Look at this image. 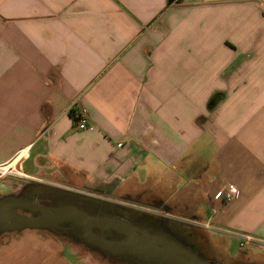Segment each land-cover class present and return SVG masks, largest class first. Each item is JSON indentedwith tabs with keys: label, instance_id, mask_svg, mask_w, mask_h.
I'll return each instance as SVG.
<instances>
[{
	"label": "crops",
	"instance_id": "0c3cea01",
	"mask_svg": "<svg viewBox=\"0 0 264 264\" xmlns=\"http://www.w3.org/2000/svg\"><path fill=\"white\" fill-rule=\"evenodd\" d=\"M23 153L0 204L99 195L204 260L264 251V0H0V165ZM66 246L20 231L0 264H77Z\"/></svg>",
	"mask_w": 264,
	"mask_h": 264
},
{
	"label": "flooded vegetation",
	"instance_id": "af4514ba",
	"mask_svg": "<svg viewBox=\"0 0 264 264\" xmlns=\"http://www.w3.org/2000/svg\"><path fill=\"white\" fill-rule=\"evenodd\" d=\"M11 204L18 205L20 201L15 200L10 204L3 202L0 204V207ZM29 204L47 207L53 210L56 215L68 218L66 221L64 220L50 229L37 230L39 232H52L59 238L68 239L72 243L93 246L99 249L106 257L113 260L137 261L139 264L153 263L150 261L147 252L125 256L122 255L119 250L111 251L100 245L101 241L112 245L125 241L137 243L138 240L141 239L143 241L140 242V245L144 246L147 243L144 242V240H147V237L149 238L150 235L162 234L161 231H155L156 226L152 228V225H154L152 221L144 219V215L137 214L138 212L134 211L132 208H127L128 210L124 209L99 195L62 190L38 191L35 193L33 202ZM13 210L17 215L24 217H36L40 215L39 212L36 213L23 208H13ZM67 212L69 213L67 214ZM126 212H128V215L134 217L133 219L130 217L131 220H129V223L133 226L132 229L125 230L118 227L119 225L117 226L119 230L112 228V221L123 219ZM76 215H83L88 218V220L82 222L81 220L78 221L72 218ZM7 224H10V222ZM161 229L162 228H160V230ZM17 232L20 231H15V233ZM6 233L12 232H4L0 234V236Z\"/></svg>",
	"mask_w": 264,
	"mask_h": 264
},
{
	"label": "water",
	"instance_id": "95a60500",
	"mask_svg": "<svg viewBox=\"0 0 264 264\" xmlns=\"http://www.w3.org/2000/svg\"><path fill=\"white\" fill-rule=\"evenodd\" d=\"M13 208H23L32 212H39L40 215L36 217L19 216L16 214ZM68 213L69 212H67V214ZM72 218L77 219L78 221L81 220L82 222L88 220V218L84 217L83 215H76ZM67 219L68 218L66 217L56 215L53 210L44 206L34 204L5 205L3 207H0V234H3L4 232L50 229L63 222L64 220L66 221ZM113 221L111 223V227L116 228V230H119L118 227L125 230L132 229L133 227L132 224L123 219H117ZM9 222L10 224H7ZM142 241L143 240L139 239L137 243L125 241L112 245L101 241L100 245L105 249L111 251L119 250L121 251V254L125 256H131L135 253L140 254L142 252H147L150 261L154 263L163 262L165 264H216L214 262L202 259L189 248L180 245L164 234L150 235L149 238L147 237V240H144V242H147L144 246L140 245V242Z\"/></svg>",
	"mask_w": 264,
	"mask_h": 264
},
{
	"label": "rangeland",
	"instance_id": "374dc122",
	"mask_svg": "<svg viewBox=\"0 0 264 264\" xmlns=\"http://www.w3.org/2000/svg\"><path fill=\"white\" fill-rule=\"evenodd\" d=\"M16 164V163H15ZM27 179V178H26ZM26 179L22 178H5L0 180V182H9V183H16V182H22L27 181ZM15 232L12 233H6L4 235L0 236V244L4 243L8 238L15 235ZM44 236H53L59 238L55 233L52 232H45L42 233ZM64 243H66L68 246H66L67 254L70 256V258L75 261L77 264H139L137 261H120V260H113L108 257H106L99 249L94 248L93 246H85V245H78L75 243L70 242L68 239H64L60 237ZM196 239L203 241L204 246L202 247L203 253L206 256L210 257H218L220 258V254H218V251L222 249V246L220 244L218 245H210L209 240L207 238H203L199 233L196 235ZM177 242V241H176ZM235 241L232 243V250L236 251L237 249L239 251L244 250L245 248H240L239 243L237 245V248L235 246ZM247 250L241 252L237 257H227V258H221L223 260L224 264H264V251L263 250H256L254 248H249V246L246 247ZM151 264H165L163 262L160 263H151Z\"/></svg>",
	"mask_w": 264,
	"mask_h": 264
},
{
	"label": "built area",
	"instance_id": "2783aa9c",
	"mask_svg": "<svg viewBox=\"0 0 264 264\" xmlns=\"http://www.w3.org/2000/svg\"><path fill=\"white\" fill-rule=\"evenodd\" d=\"M90 123L88 118L84 114L77 116L75 128L77 131H85L89 128ZM25 155L18 154L12 161L0 165V180L5 178H22L26 179L27 176L22 171V163ZM16 163V164H15ZM239 196V191L234 185H226L220 188L213 197V201L220 204H230L234 202ZM218 209L214 208L213 212L217 213ZM209 227V225H207ZM240 248H246L253 243V239L249 236L240 237Z\"/></svg>",
	"mask_w": 264,
	"mask_h": 264
},
{
	"label": "trees",
	"instance_id": "16d2710c",
	"mask_svg": "<svg viewBox=\"0 0 264 264\" xmlns=\"http://www.w3.org/2000/svg\"><path fill=\"white\" fill-rule=\"evenodd\" d=\"M214 101H218V99H217V98H215V99H214ZM41 233H42V232H41ZM56 238H57V237H56ZM59 239H60V238H59Z\"/></svg>",
	"mask_w": 264,
	"mask_h": 264
}]
</instances>
